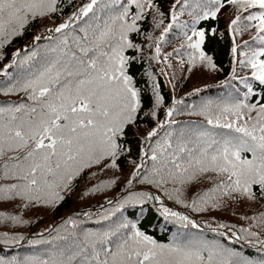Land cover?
I'll return each mask as SVG.
<instances>
[{"label": "snow or ice", "instance_id": "6c2138e0", "mask_svg": "<svg viewBox=\"0 0 264 264\" xmlns=\"http://www.w3.org/2000/svg\"><path fill=\"white\" fill-rule=\"evenodd\" d=\"M226 35L224 94L196 88L188 96L198 102L177 99L184 72L223 71L208 45ZM0 62V96L16 97L0 100V203L19 210L0 211V223L15 228L29 223L26 210H55L85 175L81 199L107 193L120 186L121 162L130 169L96 210L32 238L0 232V244L40 249L0 264H264V0H172L166 12L157 0H0ZM242 204L260 210L240 225L196 218ZM146 206L166 241L145 225Z\"/></svg>", "mask_w": 264, "mask_h": 264}, {"label": "trees", "instance_id": "16d2710c", "mask_svg": "<svg viewBox=\"0 0 264 264\" xmlns=\"http://www.w3.org/2000/svg\"><path fill=\"white\" fill-rule=\"evenodd\" d=\"M164 2L168 1V0H163ZM169 3L167 2L166 3V6L168 5ZM165 11V9H164ZM221 21L219 20V23ZM36 33V26L33 27V29L27 33L23 38H19L17 39L14 43H21L20 46L22 44H27V42H29L32 38V35ZM228 44H229V41L228 39H224V40H219V39H216V40H213L211 43H209L208 45V49L209 51L211 52V54L214 55L215 57V60L218 64L219 67H221L223 69L222 72H216L215 73V77H219V78H222V76H226L229 69H230V64L227 65V62H228V59L227 58V53H228ZM16 46V45H15ZM14 48V47H13ZM11 51V48L8 49V52L10 53ZM12 52V51H11ZM146 67V64L145 65H135L134 66V72H136L137 74H139L142 69ZM160 80V84H161V90H162V93L165 95L166 99L168 100L169 99V93L167 91V87H166V84L164 82H162V80L159 78ZM141 83H143V81H141ZM147 107V100H146V105ZM135 154V153H134ZM122 164V168H123V173L125 172L126 168H127V162L126 161H122L121 162ZM122 173V174H123ZM86 188V187H85ZM84 189V188H82ZM74 195L71 193L67 198L66 200L58 207L56 208L55 210L52 211L53 213V217L55 219H60L61 217H63L64 215H70V214H73L77 211H81V210H87V209H93V204H90V203H81V204H77V200H75V198L73 197ZM114 196V195H112ZM112 196H110V194H101V193H97L96 196H92V200L93 202L97 201L96 199L98 197H102L103 199H106V198H111ZM77 202V203H76ZM101 203V202H100ZM72 205H78V207L72 209ZM0 211H7V212H11L9 210V207L7 206V203H0ZM35 216H38V215H35ZM57 216H60V217H57ZM154 214H150L146 220L144 221L145 222V225H151L153 220H154ZM29 217V216H28ZM40 217V216H38ZM212 218V215H207V216H204V219H211ZM200 219V218H199ZM202 219V218H201ZM35 220V219H34ZM224 221V220H222ZM225 222V221H224ZM228 222V221H227ZM4 224L0 223V228L3 227ZM91 226V224H90ZM155 235V234H154ZM160 239H163V240H166V235L164 234L162 237H159ZM249 246V245H247ZM254 251L255 249H253L252 247L249 246V250H245V254L248 255V256H253L254 254ZM252 253V254H251Z\"/></svg>", "mask_w": 264, "mask_h": 264}, {"label": "rangeland", "instance_id": "374dc122", "mask_svg": "<svg viewBox=\"0 0 264 264\" xmlns=\"http://www.w3.org/2000/svg\"><path fill=\"white\" fill-rule=\"evenodd\" d=\"M45 23H48L47 21H45ZM40 30V26L37 25L36 26V32ZM210 79V76L205 73L203 70H195L191 73L190 75V78L189 79H186V85L187 87H191L192 85H199V84H202V83H205L206 81H208ZM127 175H128V171H127V168L125 170V172L122 174V179H121V183H120V186L121 184L125 181V179L127 178ZM93 183L95 181H92ZM85 185V186H88L89 185V180H88V176L86 175V179H85V182L84 180L83 181H80L79 182V186L76 188V190L72 193L75 198V200H77V204H83V203H89L92 201V196H88V197H85L83 199H81V194H82V191L84 189H82V186ZM120 186L119 187H116L115 189L109 191L110 193H115L117 194V192L120 191ZM196 189L194 188L192 190V192H195ZM191 195V193H190ZM78 205H72V209L78 207ZM260 210V205H247V204H242V205H233L232 208H229V209H223V210H219V211H215V212H212L210 213V215H212V218H216V219H219V220H224L225 222H229V223H235L237 225H240V224H243L244 221L240 220L239 219V216L242 215V214H252L253 212L255 211H258ZM15 211V210H14ZM16 212L18 213L19 210L16 209ZM233 212H235L236 214L233 215ZM31 214H35V215H38L40 217H43V219H47V220H41V221H44L45 223H47L51 218L50 217V213L47 209H44V208H34V209H29V210H26L23 212V216L24 217H28L30 216ZM197 218L199 219H204V217H199L197 216ZM5 227H9L8 225H5Z\"/></svg>", "mask_w": 264, "mask_h": 264}]
</instances>
